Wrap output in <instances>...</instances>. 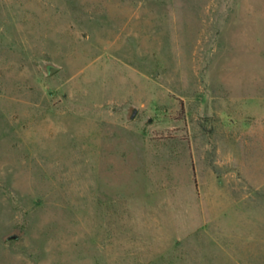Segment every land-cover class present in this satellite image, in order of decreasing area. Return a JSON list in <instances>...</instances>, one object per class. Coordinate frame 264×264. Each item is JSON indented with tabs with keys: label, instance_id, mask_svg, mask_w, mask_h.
<instances>
[{
	"label": "rangeland",
	"instance_id": "obj_1",
	"mask_svg": "<svg viewBox=\"0 0 264 264\" xmlns=\"http://www.w3.org/2000/svg\"><path fill=\"white\" fill-rule=\"evenodd\" d=\"M0 264H264V0H0Z\"/></svg>",
	"mask_w": 264,
	"mask_h": 264
},
{
	"label": "water",
	"instance_id": "obj_2",
	"mask_svg": "<svg viewBox=\"0 0 264 264\" xmlns=\"http://www.w3.org/2000/svg\"><path fill=\"white\" fill-rule=\"evenodd\" d=\"M56 70V68L55 67H52L51 68V72H53V71H55ZM11 238H13L14 236L12 235V236H10Z\"/></svg>",
	"mask_w": 264,
	"mask_h": 264
}]
</instances>
